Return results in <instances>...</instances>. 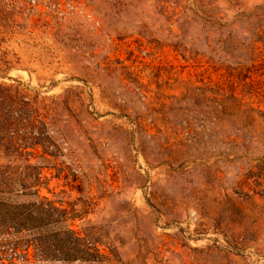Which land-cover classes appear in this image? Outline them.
I'll return each instance as SVG.
<instances>
[{"label":"rangeland","instance_id":"rangeland-1","mask_svg":"<svg viewBox=\"0 0 264 264\" xmlns=\"http://www.w3.org/2000/svg\"><path fill=\"white\" fill-rule=\"evenodd\" d=\"M1 4L0 83L48 153L0 165L40 168L73 214L90 202L74 227L114 249L102 264H264V0ZM9 241L0 264H67Z\"/></svg>","mask_w":264,"mask_h":264},{"label":"trees","instance_id":"trees-1","mask_svg":"<svg viewBox=\"0 0 264 264\" xmlns=\"http://www.w3.org/2000/svg\"><path fill=\"white\" fill-rule=\"evenodd\" d=\"M175 7V6H174ZM176 8V7H175ZM166 11V7L164 8ZM15 12L6 10L0 0V46L7 34L15 32ZM170 19L171 15H166ZM6 54V52H5ZM5 68H1L2 64ZM13 66L9 60L0 59V69ZM45 126L41 114L30 101L18 99L10 93V87L0 83V158H11L30 162L34 150L47 147L39 136H23L21 128H34V124ZM19 182L21 192H15ZM50 178L38 168L35 172L18 175L10 171L9 165H0V234L10 239L13 258L18 252L27 259L34 247L44 260L73 264L76 262L111 263L114 249L102 248L98 238L84 234L75 228V221L90 212V202L77 214L61 198H51L41 192H49ZM55 195V194H54ZM22 199V200H20Z\"/></svg>","mask_w":264,"mask_h":264}]
</instances>
